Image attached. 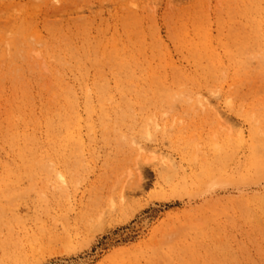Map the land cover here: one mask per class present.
<instances>
[{"label":"rangeland","instance_id":"obj_1","mask_svg":"<svg viewBox=\"0 0 264 264\" xmlns=\"http://www.w3.org/2000/svg\"><path fill=\"white\" fill-rule=\"evenodd\" d=\"M16 1L26 10L31 9L28 5L34 0ZM192 1L58 0L57 4L63 2L70 9L62 11L60 7L47 6L45 12L34 17L42 34L47 33L44 23L45 16H49L63 17L74 28L83 20L93 19L92 35L97 36L99 27L104 26L111 36L116 25L120 33L124 32L118 21V15L122 16L125 10L123 5L137 10L143 27L155 28L169 57L201 80L198 94L202 103L152 107L157 113L152 121L143 122L147 125L144 133L138 131L141 123L136 121H96L92 132L83 122L81 139L87 146L85 157L89 165L79 171L74 184L70 174L75 170L61 167L60 156L54 149L61 139L54 136L53 130L49 131L46 123L49 110L56 115L57 103H39V96L36 103H5L6 98L0 96V237H10L11 247H17L20 241L31 249L32 237L35 240L41 237L33 241L39 246L45 229L56 231L61 226L55 218L61 200L60 173L64 172L70 181L67 186L72 218L81 210L82 202L88 200L96 180L111 189L113 202L120 209L111 213L104 229L94 228L75 239L74 246L80 245L78 252L48 253L49 262L61 259L70 262L94 252L108 232L134 224V219L145 213L150 214L152 221L143 235L135 234L119 240L116 247H106L91 264H117L119 256L136 258L127 264H162L165 260L156 261L157 255L166 253L174 244H180L181 250L167 259L166 264H264V166L255 163L257 154L264 153V103H238L237 98L238 93L264 90V35L262 44L257 43L254 50L252 47L246 51L245 42L234 47L245 52L240 63L222 46L221 74L217 82L205 81L199 75L201 70L183 56L171 35L170 23L178 12L177 4ZM247 1L206 0L213 37L233 46L226 37L232 27L240 39L245 37L249 41L253 37ZM0 5V11L5 12L8 6L1 0ZM111 15L116 19H110L114 26L108 28L103 21ZM5 20L0 17V25ZM221 32L223 38L219 36ZM153 43L150 38L148 47ZM7 46L0 43V89L9 94L15 80L11 70L4 69L2 64L9 59ZM35 47L36 52L20 49L16 60L25 75L24 82L39 95V90L49 86L52 71L44 51L39 52L42 43L37 42ZM23 80L19 72L22 82L17 84L23 87ZM111 82L114 85L112 76ZM14 111L15 116L21 117L16 124L17 135L24 133L26 119L35 116L38 122L30 125V133L37 132L42 148L36 157L29 153L15 154L16 164L6 169L3 161L8 146L4 135L13 131ZM81 111L85 114L84 106ZM106 126L109 128L105 129ZM65 158L71 155H63L62 161ZM216 182L219 184L213 186ZM155 249L161 252L155 253ZM2 255L0 244V258ZM36 261L32 263L38 264ZM6 262L10 264L9 260Z\"/></svg>","mask_w":264,"mask_h":264},{"label":"bare ground","instance_id":"obj_2","mask_svg":"<svg viewBox=\"0 0 264 264\" xmlns=\"http://www.w3.org/2000/svg\"><path fill=\"white\" fill-rule=\"evenodd\" d=\"M1 1L8 7L5 12L0 11V17L6 18L0 25V43L8 45L6 51L9 57L8 61L2 64L4 69L12 71L11 68H13L10 75L15 83L9 94L0 89V96L6 98L5 103H36L38 96L39 103H57L56 115L54 116V110H49L46 123L49 131L53 130L54 136L61 141L59 140L55 146L52 144L51 147L54 146V149L58 151L61 167L75 170L70 174L71 178L75 179L72 181L74 184L77 182L79 171L89 165L85 157L87 146L81 139L83 122L87 123L89 131L92 132L95 130L96 121L101 123L116 119L136 121L141 123L138 131L144 133L147 130L145 123L152 121L157 113L152 107L173 103H202L198 94V85L201 84V80L195 73L177 65L169 57V52L158 38L155 28L151 25L150 30L145 29L137 10L123 5L124 13L122 16L118 15V21H121L124 29L123 34L116 25L117 28L115 27L111 36L104 31V26L99 27V34L96 36L91 34V28L95 24L93 19L83 20L74 28L69 27L70 23H66L63 17L53 19L49 16H45L44 23L47 33L42 34L35 24L34 17L45 12L43 9L47 6L60 7L62 11L69 10L66 4L63 2L62 5L57 4L58 0H34L33 4L28 5L31 9L22 10L16 0ZM247 3L251 16L249 17L252 18L249 20H253V27H251L253 37L249 41H246L245 37L240 39L237 30L232 27L226 37L234 44L233 46L228 45L223 39L217 40L213 37L209 29L211 16H209L210 9L206 0L177 4L178 12L174 14L175 20L170 23L171 35L183 56L201 70L199 75L201 78L204 76L205 81L217 82L221 74L223 60L220 48L222 46L226 53L235 56L236 63H240L241 54L245 52L240 51L241 47L234 48L238 46V43L245 42L243 44L246 45L244 47L246 51H251L252 47L254 50L257 43L262 44L264 0H248ZM113 18L114 15H111L103 23H107L108 28H112L114 23L110 19ZM222 34L221 32L219 36L223 38ZM150 38L154 43L148 47ZM37 42L42 43V49L39 52L41 54L44 51L52 71L49 86L39 90V95L24 82L25 75L16 60L20 49L36 52ZM12 44L15 46L13 47ZM252 53L255 54L254 51ZM19 72L23 75V82L26 84L23 87L22 84H17L22 82L19 81ZM111 76L114 78V85L111 84ZM237 98L238 103H264V90L253 89L247 93H238ZM82 106L85 107V114L81 111ZM15 115L16 111L11 120L13 131L4 135V143L8 146L7 158L3 161V167L6 169L16 164L15 154L29 153L36 157L42 148L37 132L30 133V125L38 122L35 116L32 114L28 120L26 119L24 133L17 135L16 124L21 117ZM108 128V126L105 127V129ZM65 154H70L72 159L65 158L62 161ZM256 157L257 166H264V153H259ZM66 177V174L61 172L58 184L61 200L55 219L61 222L59 223L61 226L56 231L45 229L46 233L42 235L39 246H36V242L33 241L41 237H37L36 240L32 237L29 244L31 249L20 241L17 247H11L10 237L8 239L0 237L3 248V255L0 258L2 264H9L6 262L8 260L10 264H31L36 259L38 264H91L106 247H116L119 240L130 239L135 234L141 236L151 225L150 214L138 215L133 221L134 224L118 231L108 232L104 241H101L94 252L77 257L70 262L66 259L49 262L48 253L78 252L80 245L74 246L75 239L94 228L104 229L108 217L112 216L111 213L120 209L113 202L114 195L111 189L96 180L88 200L82 202L81 210L72 218L70 214L72 201L67 186L70 181ZM217 184L219 182L214 183L213 186ZM178 187L175 189L178 190ZM126 215L129 216L127 213ZM46 235L48 241L45 242ZM179 246L180 244H174L162 254L155 249V253H160L159 257L156 254V261L164 259L162 264H166V261L174 258V255L181 250ZM5 259L8 260L5 261ZM135 259L132 256H119L117 264L133 263Z\"/></svg>","mask_w":264,"mask_h":264}]
</instances>
